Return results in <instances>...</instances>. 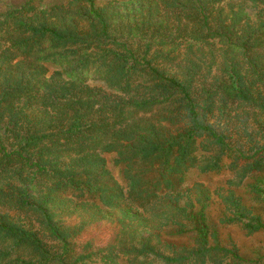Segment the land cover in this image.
Segmentation results:
<instances>
[{"label": "trees", "instance_id": "1", "mask_svg": "<svg viewBox=\"0 0 264 264\" xmlns=\"http://www.w3.org/2000/svg\"><path fill=\"white\" fill-rule=\"evenodd\" d=\"M224 170L264 231V0H0V264H257Z\"/></svg>", "mask_w": 264, "mask_h": 264}, {"label": "rangeland", "instance_id": "2", "mask_svg": "<svg viewBox=\"0 0 264 264\" xmlns=\"http://www.w3.org/2000/svg\"><path fill=\"white\" fill-rule=\"evenodd\" d=\"M18 2L19 0H13ZM98 2H105L108 0H97ZM52 72L51 68H48L49 75ZM89 87L104 90L106 92H111L106 89L105 85L98 80H89L86 82ZM106 164L108 169L111 171L112 175L118 179V171L112 164V155L105 156ZM189 182H197L203 187L207 188L211 193V201L207 208V214L209 221H211L215 226L217 236L221 245L229 246L233 245L240 257L246 260H257V264H264V231L255 233L253 235H246L237 226H225L218 225L217 220L220 216L222 207L219 204V200L213 195L217 188L224 187V182L228 178L227 172L224 170L219 175H191L188 177ZM237 196L240 197L241 202L249 207L254 214L260 216L262 222L264 223V209L262 204L258 199L249 194L245 188L234 189ZM175 242L182 243L183 239H177ZM118 264H124L123 260H120Z\"/></svg>", "mask_w": 264, "mask_h": 264}]
</instances>
